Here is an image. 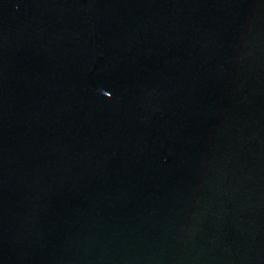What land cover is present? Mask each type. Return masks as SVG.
Masks as SVG:
<instances>
[{"label": "water", "instance_id": "1", "mask_svg": "<svg viewBox=\"0 0 264 264\" xmlns=\"http://www.w3.org/2000/svg\"><path fill=\"white\" fill-rule=\"evenodd\" d=\"M0 264H264V0H0Z\"/></svg>", "mask_w": 264, "mask_h": 264}]
</instances>
